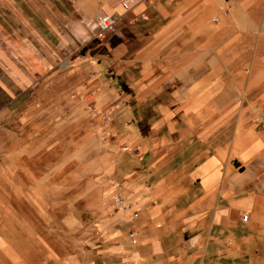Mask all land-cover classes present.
Instances as JSON below:
<instances>
[{
    "label": "crops",
    "instance_id": "1",
    "mask_svg": "<svg viewBox=\"0 0 264 264\" xmlns=\"http://www.w3.org/2000/svg\"><path fill=\"white\" fill-rule=\"evenodd\" d=\"M122 1L0 0V264L47 204L97 206L81 264H264V0Z\"/></svg>",
    "mask_w": 264,
    "mask_h": 264
},
{
    "label": "rangeland",
    "instance_id": "2",
    "mask_svg": "<svg viewBox=\"0 0 264 264\" xmlns=\"http://www.w3.org/2000/svg\"><path fill=\"white\" fill-rule=\"evenodd\" d=\"M93 28L96 34L97 29L94 26V19ZM92 109L95 108H91L90 113ZM114 184L112 202L117 185L120 186V190L117 191L122 195L121 185ZM46 197L43 199L44 202L54 200L49 195ZM91 203H93L92 200ZM2 208L3 206L0 205V213L3 212ZM6 208L9 209L10 214L18 216L19 226H21V220L24 221L22 216L27 213H32L40 219L41 228H39L38 223L32 224L30 222V230L35 232V236L30 239L21 235L20 247L21 251H27L31 241L34 242L36 248L42 252L41 260L43 264H81L85 261L84 257L86 256L88 257L87 262L91 263L97 262L98 258L103 257L100 250L105 249V247L103 246V238L98 233L99 222L96 205L82 206L78 204L70 207L47 204L40 207L26 205L24 207L9 206ZM94 208L96 211L92 210ZM6 212L4 210V213ZM71 213L73 214V221L69 216ZM112 261L113 259H111Z\"/></svg>",
    "mask_w": 264,
    "mask_h": 264
},
{
    "label": "built area",
    "instance_id": "3",
    "mask_svg": "<svg viewBox=\"0 0 264 264\" xmlns=\"http://www.w3.org/2000/svg\"><path fill=\"white\" fill-rule=\"evenodd\" d=\"M131 0H123L122 4L125 9H129L131 7ZM226 14V12L224 13ZM142 18H145L144 15H142ZM213 21H217V19H213ZM117 23V17L106 13L104 11H99L94 19V26L97 29V33L95 34V37L97 39L102 38L106 33L114 31ZM91 114L93 117H101L102 121L104 123H108L112 118V112L109 110L106 111H99L96 109L91 110ZM117 190H120V186L117 185L115 189V194L113 197V205L116 208L123 209L125 211H129L132 217L138 216V211L134 209L133 204L130 203L128 200H126L123 195H121ZM248 216L245 215L243 217L244 220H247ZM137 236L136 231H130L128 238L130 243L135 242V238Z\"/></svg>",
    "mask_w": 264,
    "mask_h": 264
}]
</instances>
